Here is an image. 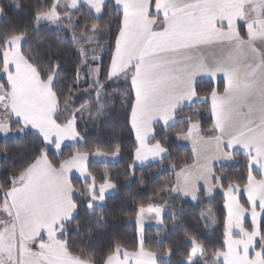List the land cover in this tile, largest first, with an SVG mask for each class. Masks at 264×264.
<instances>
[{"label": "crops", "instance_id": "1", "mask_svg": "<svg viewBox=\"0 0 264 264\" xmlns=\"http://www.w3.org/2000/svg\"><path fill=\"white\" fill-rule=\"evenodd\" d=\"M261 1L114 0L122 19L108 71L109 78L131 71L134 100L130 128L136 143L133 167H147L166 157L158 143L150 142L155 126L168 128L179 108L208 103L214 135H202L198 125L192 127L191 123L186 133L176 137L179 146L191 151L193 162L176 171L173 192L189 203L210 200L217 192L222 193L225 234L230 226L246 230V221L249 227L253 220L258 226L264 213ZM240 2H244L242 8L250 5L242 15L235 10L240 8ZM61 3L70 10L84 6L99 15L105 0H55V7ZM216 11L222 12L223 22ZM229 20L233 23H227ZM240 27L243 38L237 31ZM24 42L21 36L9 39L2 54L1 75L8 87L2 110L9 113L11 121L20 122L22 129L14 133L33 132L46 147L58 152L66 144L77 143L74 122L64 127L56 124V98L49 85L42 83L23 59L20 48ZM82 81H89L88 72ZM201 81H221L224 91L198 99L194 86ZM235 153L248 158L247 183L240 189L222 191L213 170L234 163ZM79 155L85 154H77L55 169L45 156L38 158L3 193L0 224L11 225L10 237L21 253L45 259H57L58 253L63 254V243L57 238L62 225L77 212L73 200L76 192L69 179L79 178L66 172L65 166ZM81 181L89 182V187L94 185L90 179ZM35 243H40V250L30 248Z\"/></svg>", "mask_w": 264, "mask_h": 264}, {"label": "trees", "instance_id": "2", "mask_svg": "<svg viewBox=\"0 0 264 264\" xmlns=\"http://www.w3.org/2000/svg\"><path fill=\"white\" fill-rule=\"evenodd\" d=\"M54 2L0 0V74L4 68L2 54L6 43L15 36L23 37L25 42L20 48L23 59L38 79L49 85L56 98V124L64 127L73 121L78 141L55 152L33 132L22 130L19 136L7 139L0 136V207L4 204L3 193L8 192L14 178L38 158L45 156L55 169L77 154L117 153L112 163L87 162L86 170L96 189L105 182L115 186V192L104 199L102 207H94L89 212L90 183L76 177L69 179L76 192L73 200L77 212L62 225L57 238L68 255L90 264H104L116 249L136 252L139 243L135 219L139 209L153 206L164 208L166 213L161 217L160 229L144 230L142 248L148 253L168 256L167 261L158 260L157 264H184L182 261L190 256L192 249L188 239L201 246L205 260L213 259L224 250L226 216L222 193L217 192L210 200L189 203L173 192L176 171L193 162L191 151L179 146L176 137L186 133L191 123L198 125L202 135H214L208 103L179 108L174 114V123L168 128L155 126L150 142L158 143L167 155L147 167L134 168L136 143L130 128L134 100L131 71L116 78H109L108 71L121 29L122 13L116 9L114 0H105L99 15L84 6L70 10L67 4L61 3L55 7ZM53 8L58 16L55 26L36 27L39 16ZM237 31L243 38V28ZM96 47L103 48L96 68V84L82 85L78 82L83 64L79 49ZM0 84L4 90L8 89L1 77ZM194 91L198 99L206 98L222 93L224 84L201 81L194 86ZM10 122L11 131L22 129L20 122ZM233 158L234 163L213 170L215 182L222 191L232 187L240 189L247 183L248 158L240 153L233 154ZM208 209L216 218V229L210 239H206L200 229L202 215ZM243 226L251 231L247 221ZM258 226L260 243L254 249L263 250L261 258L264 260V213Z\"/></svg>", "mask_w": 264, "mask_h": 264}, {"label": "rangeland", "instance_id": "3", "mask_svg": "<svg viewBox=\"0 0 264 264\" xmlns=\"http://www.w3.org/2000/svg\"><path fill=\"white\" fill-rule=\"evenodd\" d=\"M261 1V0H259ZM264 7V0L261 1ZM15 2L13 3V5ZM244 2H240L238 4L239 9L236 13H243L248 11L249 4L242 8ZM12 5V6H13ZM229 9V8H227ZM220 21H222L221 11H216ZM1 15V13H0ZM242 15V14H241ZM58 16L54 9L48 11L47 14L40 15L37 23V26H55V22L57 21ZM223 22V21H222ZM227 23H233L229 20ZM103 52V48H80L79 53L82 58L83 64L79 73L78 81L80 84L84 85L86 82L82 81V76L85 75V72H88L89 75V83H96V79L93 78L96 76L97 64L100 62V58ZM98 75V74H97ZM0 77L3 76L0 74ZM94 81V82H92ZM6 91L0 84V135L4 138H14L15 136H19V133H14L9 128V123L11 118L9 113L4 112L2 110V106L4 105V98L6 95ZM192 127H197L195 124H192ZM118 157L117 153L112 155H108L105 153H95L89 155H79L72 161L67 162L65 166L66 172H72L74 175L79 176L81 180L91 179V176L88 175L86 170V163L89 160L95 162H110L112 163ZM95 185H92L88 190V194L91 199V203L88 206L89 212L93 211V208H100L103 205L104 199L108 196L113 195L115 192V186L110 184L109 182H105L101 186L97 187V191L95 190ZM97 192V194H95ZM0 193H2L0 191ZM166 213L165 209L160 207L148 206L146 208H141L138 211L135 225L137 231V243H139L138 249L136 252H126L122 249H116L115 253L108 257L105 260L104 264H157V261H167L168 256H158L152 253H148L142 248V237L145 229L155 228L160 229L162 225V215ZM1 214V213H0ZM2 214L0 216V221L2 218ZM11 225L9 224H0V264H90L86 261H80L79 259L69 256L65 246L62 248L63 254L58 253L54 257L40 258L36 254L26 255L25 253H21L19 250V246L14 243L12 237H10ZM216 226V218L213 216L210 209L206 210V212L202 215L200 221V229L203 236L207 239H210L213 232L215 231ZM251 231H246L241 226H230L229 229H226V234L224 233V250L216 254L213 259L205 260L202 257L201 246L195 243L194 241L188 239L192 245L190 256L183 260L184 264H264V260L261 258L263 250H256L254 246L260 243L258 226L257 223L253 220L251 222ZM211 235V236H210ZM40 250V243H35L31 245L30 248ZM49 255H51L49 251ZM65 261H64V259Z\"/></svg>", "mask_w": 264, "mask_h": 264}]
</instances>
